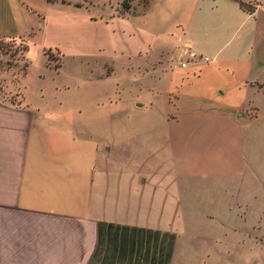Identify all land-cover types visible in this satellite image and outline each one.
Here are the masks:
<instances>
[{"label": "rangeland", "instance_id": "1", "mask_svg": "<svg viewBox=\"0 0 264 264\" xmlns=\"http://www.w3.org/2000/svg\"><path fill=\"white\" fill-rule=\"evenodd\" d=\"M238 1L261 9L240 13L232 0L198 5L197 17L218 32V53L203 50L190 59L193 67L173 68L188 59L183 42L173 37L172 47L179 50L165 58L161 76L147 82L120 71L98 78L112 67L95 64L94 53L85 50L103 34L84 24L100 16L99 8L88 6L121 0H65L87 10L54 6L43 31L27 43L0 38L1 101L21 104L24 94L35 96L40 86L43 93L62 86L58 93L93 99L109 93L112 100L118 85L115 118L113 111L110 121L102 116L96 132L109 142L118 169L146 175L143 186L150 194L155 187V196L170 193L179 202L181 264H264V0ZM126 3L138 13L148 0ZM113 9L122 14L118 6ZM35 42L52 50L45 51L47 57L43 52L49 72L42 70ZM78 55L86 58H71ZM130 66L120 69L137 72ZM140 68L160 65L146 62ZM178 104L191 110H176Z\"/></svg>", "mask_w": 264, "mask_h": 264}, {"label": "crops", "instance_id": "2", "mask_svg": "<svg viewBox=\"0 0 264 264\" xmlns=\"http://www.w3.org/2000/svg\"><path fill=\"white\" fill-rule=\"evenodd\" d=\"M119 3L87 8L101 11L84 24L103 34L92 43L87 39L91 46L85 50L94 53L95 64L112 67L98 78L107 80L117 71L142 82L161 76L165 58L179 50L171 44L175 37L188 54L180 63L222 47L218 32L197 17L203 0H148L141 12L121 15L113 9ZM54 6L87 10L67 2L0 0V38L27 43L43 31ZM35 43L42 70L49 72L43 52L52 50ZM146 62L160 68L142 70ZM127 65L137 72L120 69ZM52 88L56 93H43L40 86L37 95L24 94L21 104L0 100V264H181L179 202L170 193L155 196V187L150 194L143 186L146 175L118 169L109 142L96 132L102 116L110 121L113 111L115 118L118 85L112 100L109 93L93 99ZM185 109L191 110L176 107Z\"/></svg>", "mask_w": 264, "mask_h": 264}, {"label": "trees", "instance_id": "3", "mask_svg": "<svg viewBox=\"0 0 264 264\" xmlns=\"http://www.w3.org/2000/svg\"><path fill=\"white\" fill-rule=\"evenodd\" d=\"M232 1L237 4L238 8L242 12H245L248 15H252L254 13V11H255L254 7H250L248 5H244L242 2H240L238 0H232ZM45 2L48 3V4H52V3H56V2H59L61 4H65V0H45ZM78 6L79 5H75V7H78ZM118 8H120L122 14L129 12V9H130L129 5L126 3V0H121V2L118 4ZM118 13L119 12H117V14ZM118 15H121V14H118ZM24 51H26V47L24 48ZM47 53L48 52H44V55H46V57H47Z\"/></svg>", "mask_w": 264, "mask_h": 264}, {"label": "built area", "instance_id": "4", "mask_svg": "<svg viewBox=\"0 0 264 264\" xmlns=\"http://www.w3.org/2000/svg\"><path fill=\"white\" fill-rule=\"evenodd\" d=\"M203 61L206 62V61H207V58H203ZM188 66H189V63H187V62H181V63H179V65H178V67H179L180 69H186Z\"/></svg>", "mask_w": 264, "mask_h": 264}]
</instances>
